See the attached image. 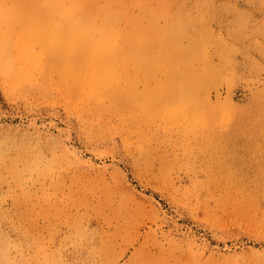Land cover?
Listing matches in <instances>:
<instances>
[{
    "label": "rangeland",
    "instance_id": "1",
    "mask_svg": "<svg viewBox=\"0 0 264 264\" xmlns=\"http://www.w3.org/2000/svg\"><path fill=\"white\" fill-rule=\"evenodd\" d=\"M21 4L0 0V264H264V0L139 3L98 97Z\"/></svg>",
    "mask_w": 264,
    "mask_h": 264
},
{
    "label": "bare ground",
    "instance_id": "2",
    "mask_svg": "<svg viewBox=\"0 0 264 264\" xmlns=\"http://www.w3.org/2000/svg\"><path fill=\"white\" fill-rule=\"evenodd\" d=\"M23 1L27 5H18L21 9L12 12L11 20L20 22L26 29L32 28L33 32L30 30L27 33L31 32L34 38L50 37L55 44L48 45L46 40L47 48L44 45V49L53 46L51 55L58 54L56 62L60 64L63 63V57L65 58L63 73L73 77L74 88L82 87L83 91L87 90V93H92L95 97H98L96 93L99 90H103L100 87L116 85L117 73L124 66L121 56L138 53L135 24L137 15L134 8L139 3H150V0H51L48 5L29 6L32 5L28 3L29 0ZM123 21L126 28L122 26ZM160 33L161 30L157 33L159 37ZM21 46L25 47V44ZM26 48L19 51L26 60L24 64H35L33 57L36 51L27 52ZM12 65L10 69L8 65V72L11 74ZM21 68L23 66L15 70L14 74L20 72Z\"/></svg>",
    "mask_w": 264,
    "mask_h": 264
}]
</instances>
